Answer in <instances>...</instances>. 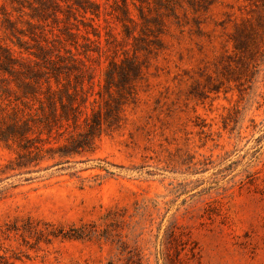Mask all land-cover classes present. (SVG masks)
<instances>
[{
	"label": "rangeland",
	"instance_id": "obj_1",
	"mask_svg": "<svg viewBox=\"0 0 264 264\" xmlns=\"http://www.w3.org/2000/svg\"><path fill=\"white\" fill-rule=\"evenodd\" d=\"M93 1L0 0L20 29L77 32L90 102H122L40 169L0 142V264H264V0Z\"/></svg>",
	"mask_w": 264,
	"mask_h": 264
},
{
	"label": "trees",
	"instance_id": "obj_2",
	"mask_svg": "<svg viewBox=\"0 0 264 264\" xmlns=\"http://www.w3.org/2000/svg\"><path fill=\"white\" fill-rule=\"evenodd\" d=\"M59 1L84 13H98V4L93 0ZM14 2L17 0L9 2L12 7ZM53 6H59L57 0L28 3L30 9L43 14L52 10L56 13ZM0 9L3 22L8 25L3 26L0 36V142L14 153L6 166L40 169L38 165L54 160L55 155L70 157L91 150L97 136L118 126L122 109L120 98H111L113 105L105 102L95 107L90 102L86 83L92 86L94 77L85 61L88 51L83 52L84 56L78 51L77 32L67 27L59 29L58 34L49 30L50 38L44 28L31 21H27L25 31L16 27L6 2ZM7 29L12 31L15 40ZM66 43L76 51L65 46ZM113 63L108 70L117 67L116 62ZM133 70H137L135 65ZM108 83L106 80V85Z\"/></svg>",
	"mask_w": 264,
	"mask_h": 264
}]
</instances>
